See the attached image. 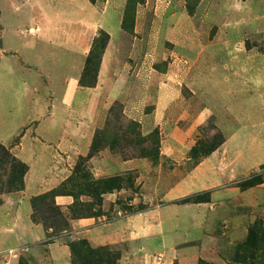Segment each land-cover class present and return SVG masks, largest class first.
Wrapping results in <instances>:
<instances>
[{"label": "rangeland", "instance_id": "rangeland-1", "mask_svg": "<svg viewBox=\"0 0 264 264\" xmlns=\"http://www.w3.org/2000/svg\"><path fill=\"white\" fill-rule=\"evenodd\" d=\"M0 23V47L3 43L5 49L18 52L0 64L7 60L5 65L21 72L17 81L25 78L29 82L37 71L19 67L21 57H17L22 54L29 56L44 78L48 75L52 83L63 84L75 74L74 60L79 53L84 59L79 82L93 39L103 34L105 40L94 85L78 84L83 93L73 105L58 107L60 119L76 122L77 140L63 144L62 150L59 143H48V149L40 152L43 157L33 165L34 151L26 139L23 156L33 165L32 179H40L30 183L24 194L32 195L33 224L44 229L40 215L32 210L31 198L51 189L70 194L55 197L63 210L80 202L88 204L90 210L81 209L84 214L69 219L67 231L58 230L49 240L25 242L0 252V264H81L68 246L79 239L97 251L90 264H129L123 256L142 246L126 231L131 225L129 219L154 208H161L164 224L173 223L179 230L165 237L167 246L166 239L172 243L189 240L177 247L173 264H264V198L252 209L239 208L246 220L238 223L240 232L234 237L217 224L207 230L214 214L208 213V222H202L206 212L193 213L195 206H189L187 212L191 221H182V216L177 221L172 210L177 207L172 205L193 203L163 199L168 188L217 146L227 130L237 126L221 106L264 131V56L244 59V54L264 55V0H0ZM30 25H40L41 30L33 33L27 29ZM86 45L88 50L82 54ZM232 56L238 57L239 61L232 64L239 67L244 78L247 66H253L252 94L242 90L246 82L239 76H230L225 65L231 64ZM231 87L234 93L226 95ZM168 91L175 100L165 103L159 112L157 102ZM21 98L15 88L7 97L0 94V139L4 140L0 143L12 153L24 132L35 133L39 120L7 142L17 109L22 105L24 118L29 113L25 110L30 99ZM204 111L206 115L196 122ZM47 153L54 156L48 158ZM44 168L62 169L60 182L54 187L53 179L42 174ZM259 169L239 181L240 187L264 181V165ZM22 191L2 192L0 208L11 194ZM23 200L21 215L29 205L26 198ZM167 216L172 218L170 223ZM82 219H90L93 226L105 227L106 231L122 225L126 232L119 230L115 243L94 247L87 238L88 227L76 225ZM50 242L65 245L58 248L66 256L53 258ZM52 247L54 253L57 246ZM158 251H152L158 263L173 254L168 249Z\"/></svg>", "mask_w": 264, "mask_h": 264}, {"label": "crops", "instance_id": "crops-1", "mask_svg": "<svg viewBox=\"0 0 264 264\" xmlns=\"http://www.w3.org/2000/svg\"><path fill=\"white\" fill-rule=\"evenodd\" d=\"M224 8H226V6ZM221 9L223 10L222 7ZM27 29L36 33L38 30H41V26L30 25ZM57 44L58 46H62L61 42ZM67 50L71 52V50ZM82 50V54L86 53L88 46H83ZM17 53V51L12 52L5 49L2 43V47H0V63L7 56L16 57L18 55ZM22 55L23 56L17 57V59L21 57V61H18L19 67L36 68L37 70L33 73L34 77H31L29 82L26 81L27 79L25 78H22V80L19 81L16 80L19 78L18 74H21V72L16 70L14 66H11V64L5 65V63L9 61L5 60L2 65L0 64L3 68L2 71H0V94L7 97L8 92L10 93L11 89L15 88V94L19 93L22 95V98L30 99V106L25 110V112L29 110V113L28 115H25V118L22 116L24 115L22 112V105L17 109L18 112L14 116V128L11 130V134L9 135L10 137L7 142H9L14 136L18 135L31 122L38 119L40 121L38 120L39 122L37 121V124L34 127L35 133H28L27 131L24 132L21 137L20 144L14 150L12 149L14 155H17V158L27 163L29 169L24 178L25 188L24 191H22V194H11L8 198H6L4 207L0 208V252L7 251L11 247H15L16 245H20L25 242L42 243L45 241L46 232L44 229L41 226L33 224L31 221V207L29 199L32 195L27 197L24 195L28 185L36 182L37 180V178L35 180L32 179L31 168L33 165L37 164V160L39 158L43 157L41 153L48 149V143H59L60 147L68 141H76L79 134V128L77 127L76 122L70 123V121H68L65 123V121L60 119L57 115H59V108L71 107L74 100L78 98V94L83 93L81 90L82 88L78 85V78L84 61L83 57L80 58L79 53L75 56L76 59L74 61H76V66L75 74L73 76L65 79L63 84H55L52 83L48 75L45 78L43 77L42 74L44 73H40L36 64L29 61V56H24V54ZM257 56L264 55L244 54V59L251 61ZM80 59L81 62H79ZM238 61V57L232 56L229 60L231 64L225 66L229 70L231 77L237 75L240 79L246 82V86L242 90H244L247 95L252 94L255 89L254 68L253 66L248 65L246 68L247 71L245 72L246 78H244V73L241 74L239 67L232 64ZM69 64L71 67L72 63L69 62ZM33 81L35 82L34 84H32ZM21 87L23 88L21 89ZM165 91L166 89L164 92ZM233 93L234 91L231 87L226 95L231 96ZM171 95L169 91L166 93V96L160 95L157 102V110L159 112L162 111L166 105L165 103L168 104L175 100V98H172ZM20 103L21 102H19V104ZM231 104H233L232 101ZM221 109L236 120L237 126L227 130L226 136L217 146L204 156L179 181L168 188L163 196V199L167 202L176 201L195 193L209 191V202L172 205L173 208L175 206L177 207V209H172L175 218L177 221H180L179 216H182L181 218H184L182 221H185L186 219L191 221L192 219L187 212L190 210L189 206H195L193 207V213L199 214L206 212L202 222H208V219L206 218L208 213L214 214V217L212 216V226L210 229L207 228V230H212V227L217 224L221 226V228L224 227V232H228L230 236L234 237L240 232L238 229V223L246 220V218L244 219V217L239 213V208L243 207L246 209H252L254 206H257V200L264 198L262 190L264 188V181L245 188H241L238 184L239 181L248 179L249 177L255 175L256 172L260 170L259 168L264 165V131L261 132L256 130L255 123L250 124V122L242 121V119L238 118L236 113L233 112L234 110L231 108L221 106ZM205 115V111L200 113L196 118V122L197 120H201V118ZM246 115L249 116L248 114ZM69 135L71 136L68 139ZM74 136L75 139H73ZM26 139L28 148H31L34 151L32 156V161H34L33 165H30L27 158H23L25 155L24 147L26 146ZM0 141L3 142L4 140L0 139ZM42 146H44L43 150ZM60 148L62 150V147ZM52 155L47 153L48 158ZM61 170L62 169L45 168L42 170V174L45 179L47 177L53 179L54 182L51 184V187H54L60 182L59 177L61 176ZM24 198H26V202L29 205L26 211H24L21 215V207L25 202L23 200ZM206 206L208 207V211H204L206 210ZM160 209L161 208H154L150 211V213H146V215L137 214L129 219L131 225L128 226L129 229L126 231H129L128 233L130 234V238L138 240L142 243V246L127 253V257L123 256V261L127 260L129 264H173V261L177 258L175 250H177V247L180 244L186 243L189 240L172 243V240L167 241L166 239V242H168L170 246L166 245L165 237L168 235H175V232L179 230L174 228L173 223L170 225L164 224V220H162V216L160 215ZM167 221L170 223L172 218L167 216ZM92 224L94 225L90 219L76 221V225L78 227H88L86 229L87 238L90 244L94 247L108 243H115L119 238V230H121V234L126 232L125 229L122 228V225L118 226V230V227L113 230L110 229L111 226H107L111 231H106L107 228L93 226ZM125 224L128 225V221L125 222ZM40 229L42 230V234L39 231ZM246 231V229L243 230L244 235ZM148 241L151 242L150 245L147 244ZM54 245L57 246V249L55 248L54 253H52V246ZM61 246L64 247L65 245L50 242L51 256L53 258L57 259L58 254H62L63 257L66 256L65 252L59 250L58 247ZM160 248L163 250L168 249L173 252V254L158 263L155 260L152 251L159 252L158 250H160Z\"/></svg>", "mask_w": 264, "mask_h": 264}, {"label": "trees", "instance_id": "trees-1", "mask_svg": "<svg viewBox=\"0 0 264 264\" xmlns=\"http://www.w3.org/2000/svg\"><path fill=\"white\" fill-rule=\"evenodd\" d=\"M103 34H99L93 39L90 50L87 53L84 69L79 79L80 86L92 87L95 83L98 67L101 63V56L104 50ZM28 166L19 160L10 150V148L0 143V194L2 192L22 191L24 189V177ZM250 186V185H249ZM247 187V186H246ZM209 191L199 192L184 197L180 202L201 203L209 202ZM70 195L63 190L51 189L50 191L36 195L31 198L32 210L37 216L40 215V221L46 231V239H50L52 234L69 229L68 220L79 218L84 213L83 210H90L88 204L74 203L63 210L60 205L56 204L55 197ZM207 196V198H204ZM44 206V209L41 208ZM67 211V212H66ZM92 215V211H90ZM54 232V233H52ZM70 253L75 256L81 264H90L91 259L96 255V250L92 249L84 239L70 241L68 243Z\"/></svg>", "mask_w": 264, "mask_h": 264}]
</instances>
